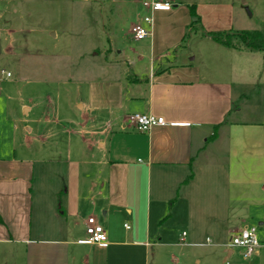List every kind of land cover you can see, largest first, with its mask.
Wrapping results in <instances>:
<instances>
[{"label": "crops", "instance_id": "obj_1", "mask_svg": "<svg viewBox=\"0 0 264 264\" xmlns=\"http://www.w3.org/2000/svg\"><path fill=\"white\" fill-rule=\"evenodd\" d=\"M139 1L131 0L130 35L131 27L146 12ZM166 1L174 3L173 9L153 13L151 37L142 41L132 37L139 44L133 53L147 65L145 73L126 59L125 49L116 50L118 56L111 66L119 70L118 77L77 82L74 103H68V110L80 120L68 122L76 129L58 125L62 113L42 111L35 98L33 106L24 107L25 121L20 120L24 125L14 122L11 144L0 146L12 150L9 156H0V243L23 247L24 264H136L133 256L110 257L107 251L113 247L144 248L153 263H163V250L151 251L162 246L172 248L166 251L173 264H192V260L202 264L210 262L208 257H193L191 248L208 246V239L222 248L221 263H228L234 251L222 242V233L214 238L203 233L208 231V211H202L204 221L195 224L199 227H191L198 209L188 208L204 201L208 205V167L216 159L226 160L228 192L226 205L213 211L222 222L211 221L210 229L241 231L249 227L244 216L250 212L258 214L263 220L259 225H264V52L229 50L216 43L208 47L213 41L195 34L189 35L191 41L206 43L208 50L207 55L195 54L191 44H186L194 19L191 14L188 19V12L191 6L196 12L199 7ZM232 14L225 22L211 17L208 25L200 19V32L246 30L237 28ZM260 23L264 24V18ZM50 34L58 36L55 31ZM124 62L129 66L126 70L121 67ZM133 114L162 117L165 124L140 132L127 121ZM59 133L63 135L60 139ZM72 136L98 151L92 163L99 176L92 188L100 186V190H88L87 200L91 201L90 212L101 215L97 222L107 228L106 246L87 243V221L94 216L80 218V200L85 194L80 182L70 209L68 203L56 208L53 195L59 189L44 205L42 197H36V165L43 164L46 175L42 177L51 178L47 174L62 157L55 152L59 145L69 149ZM168 203L169 210L175 208L166 215L163 208ZM177 214L189 227L168 242L161 222ZM125 217L133 219L132 234L126 232ZM121 219L123 231L119 232L113 224ZM152 221L157 223V234L151 232ZM76 228H84L86 238L76 240ZM79 245L91 246L93 251L82 254L75 248Z\"/></svg>", "mask_w": 264, "mask_h": 264}, {"label": "rangeland", "instance_id": "obj_2", "mask_svg": "<svg viewBox=\"0 0 264 264\" xmlns=\"http://www.w3.org/2000/svg\"><path fill=\"white\" fill-rule=\"evenodd\" d=\"M179 1L196 4L199 7L197 8L198 17L207 25L211 17L216 22L220 20L225 22L233 13L232 17L238 29L264 28V24L260 23L264 18V0H178L175 2ZM212 8L216 12L212 13ZM131 9V0H0V72L6 70L12 74L10 78H6L0 73V146L6 147L11 144L14 122L19 121V125L23 126L20 120L25 121L22 117L24 107L33 106L36 100L39 101L40 106H38L42 111L49 109L51 113H62L63 117L58 118L60 122L58 125L76 129V125H69L68 122L73 120L74 123H78L80 120L78 115L71 113V109L68 110V103H74L77 82L118 77L119 70L111 66L118 56L115 53L116 50L125 49L126 59L133 62L139 72L147 71L146 63L133 53L138 50L139 44L134 43L132 36L128 33L133 22L130 15ZM188 13V19H191L190 10ZM200 30H203L200 25L191 27L188 37L197 34L200 38H204L207 32H200ZM51 31L57 32L58 36L54 38V35L50 34ZM213 43L215 42H208V47L215 45ZM186 44H191V49L197 55L208 54L206 43H197L196 39L191 41L189 37L186 39ZM121 67L126 70L129 66L124 62L121 63ZM61 126H57L59 131H62ZM57 136L60 139L63 135L59 133ZM71 139L72 145L69 149L65 144V146L59 145V149L55 150V153L61 154L62 157L53 165L52 172L47 174L51 178L42 177L46 175L45 171L42 173L43 164L39 162L36 165L34 190L39 192L36 197L41 196L42 205H44L51 201L52 194L59 189L58 195H53L56 208L60 206L65 208L67 203L69 207L73 200L71 196L77 194V186L80 182L82 193H85L80 200V218L87 220L88 216L93 214L95 218L100 219L99 213L90 212L91 201L87 200L88 190H93L95 193H99L100 190V186L92 188L99 176V172L92 163L97 158V148L94 146L89 149L75 140V136ZM63 141L65 139H62ZM10 153H12L11 149H0L2 157L9 156ZM225 163V159H216L215 164L208 167V205L204 201L200 205L196 203L189 205L188 208L198 209L191 219V227H199L195 224L204 221L205 216L202 215V211L205 214L208 211V231L203 233H207L212 238L222 233V242L228 244L233 230L228 233L225 230L215 231L209 227L212 225L211 221L214 224L222 222L216 220L219 216L213 214V211H220L226 205L224 196L228 192V173ZM152 196L154 199L156 194L153 193ZM203 199L201 197L202 201ZM34 200L35 205H38V199ZM154 205L152 200V208ZM174 206L169 210L168 203L163 211L168 215L169 212L174 211ZM179 215L161 222V231L168 242L175 241L177 233L189 227L188 224L185 226V223L179 220ZM244 217L247 221L245 224L250 228H256L259 240L264 241V225H259L263 221L259 215L250 212ZM124 222L131 229L126 232L132 234L135 228L133 219L125 217ZM123 223L122 219L115 221L113 228L122 232ZM151 232L155 234L159 232L157 223L154 224L153 221ZM74 234L76 240L86 238L84 228H76ZM75 248L82 254H91L93 251L88 245H79ZM170 249L172 248L167 246L151 249L152 252L163 250L161 252L165 253L166 259L163 263L155 259L156 263H153V257L151 255L146 257L144 248L139 247H113L107 253L109 252L110 257L133 256L136 264H173L170 262V255L168 256L170 251H166ZM141 250H143L142 253ZM191 250L193 257H208L206 259L210 262L203 261L202 264H264V250L255 260L246 261L240 254L241 250L236 248L228 263H221L219 257L222 256V248L215 244L195 247ZM24 258L23 247L0 243V264H24ZM192 264H195L193 260Z\"/></svg>", "mask_w": 264, "mask_h": 264}, {"label": "built area", "instance_id": "obj_3", "mask_svg": "<svg viewBox=\"0 0 264 264\" xmlns=\"http://www.w3.org/2000/svg\"><path fill=\"white\" fill-rule=\"evenodd\" d=\"M141 7L145 9V14L141 15L138 21L131 27V35L134 40L142 41L150 38L152 35L153 13L157 10H169L173 7L171 2L162 0H140ZM1 75L10 78L12 74L6 70H2ZM127 121L134 125L140 132H148L152 127L162 126L165 120L162 117H156L151 114H133ZM264 188V185H263ZM130 230L128 225H125ZM185 235V234H183ZM87 243L91 245L106 246L108 244V236L102 225H100L95 217H90L86 227ZM183 242V240H182ZM213 242L211 239L206 241V245ZM226 247L232 251L236 248L241 250V256L246 261L258 258L264 249V242L260 241L257 236V229L246 227L241 231L234 232L230 237Z\"/></svg>", "mask_w": 264, "mask_h": 264}, {"label": "trees", "instance_id": "obj_4", "mask_svg": "<svg viewBox=\"0 0 264 264\" xmlns=\"http://www.w3.org/2000/svg\"><path fill=\"white\" fill-rule=\"evenodd\" d=\"M189 8L190 14L194 18L191 27L200 25V18L196 12V7L191 6ZM205 35L225 49L264 52V28L254 30L212 31L205 33ZM171 204L172 202H170V206Z\"/></svg>", "mask_w": 264, "mask_h": 264}]
</instances>
